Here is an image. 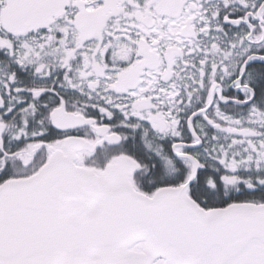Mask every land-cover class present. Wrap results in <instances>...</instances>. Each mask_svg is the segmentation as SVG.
<instances>
[{"label":"snow or ice","instance_id":"snow-or-ice-1","mask_svg":"<svg viewBox=\"0 0 264 264\" xmlns=\"http://www.w3.org/2000/svg\"><path fill=\"white\" fill-rule=\"evenodd\" d=\"M0 264H264V0H0Z\"/></svg>","mask_w":264,"mask_h":264}]
</instances>
